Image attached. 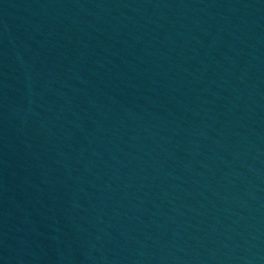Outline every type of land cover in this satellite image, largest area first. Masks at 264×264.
I'll return each instance as SVG.
<instances>
[{
    "label": "water",
    "instance_id": "95a60500",
    "mask_svg": "<svg viewBox=\"0 0 264 264\" xmlns=\"http://www.w3.org/2000/svg\"><path fill=\"white\" fill-rule=\"evenodd\" d=\"M0 264H264V0H0Z\"/></svg>",
    "mask_w": 264,
    "mask_h": 264
}]
</instances>
